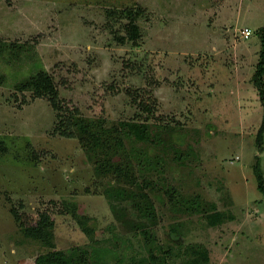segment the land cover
Returning a JSON list of instances; mask_svg holds the SVG:
<instances>
[{"label":"rangeland","instance_id":"1","mask_svg":"<svg viewBox=\"0 0 264 264\" xmlns=\"http://www.w3.org/2000/svg\"><path fill=\"white\" fill-rule=\"evenodd\" d=\"M130 21L137 45L125 39ZM263 26L264 0H0V264L50 250L34 237L41 213L54 248L85 249L91 264H186L196 245L206 264H264L253 174L259 156L264 176ZM40 69L57 110L17 87ZM145 120L147 142L121 125ZM67 122L76 137L60 135ZM144 181L148 235L129 202L116 203L119 219L106 194Z\"/></svg>","mask_w":264,"mask_h":264},{"label":"trees","instance_id":"2","mask_svg":"<svg viewBox=\"0 0 264 264\" xmlns=\"http://www.w3.org/2000/svg\"><path fill=\"white\" fill-rule=\"evenodd\" d=\"M131 11H128L130 15ZM261 31V46L262 51L260 53V61L256 66V71L254 73V82L258 91V96L264 111V26L260 28ZM139 38V32L137 26L130 21L126 27V40L131 41L134 45H137V39ZM20 90H33L34 95L37 97H48L50 104L54 110L58 109V91L55 87L52 77L43 69H40L36 74L30 76L22 82L18 83L17 86ZM138 105L142 111L151 114L152 109L149 103L139 101ZM146 114V115H148ZM147 117V116H146ZM67 125H71L73 129L63 128L60 130V135L68 138L76 137V132L74 126L71 122H67ZM121 125L127 130V132L133 136L134 139L140 142H147L151 138V126L148 122L142 121H124ZM70 127V126H69ZM263 135H264V115L260 124V127L256 134L255 144L258 153H262L263 146ZM86 140L87 138H83ZM6 146L0 139V152H4ZM114 172V171H113ZM124 174H127L125 172ZM253 174L256 180V189L264 198V176L261 170L260 157H255V164L253 166ZM138 191H129L122 187L110 186L106 190L108 196L109 206L111 211H113L117 217V206L116 203L119 202H129L131 209L134 211L137 222L132 223L135 228L139 229L140 232L148 235L150 228L149 225H155V212H153V201L146 189H149V182H145ZM119 219H123L120 216ZM124 221V220H123ZM220 217H211L210 225L215 226L219 223ZM148 223V225H147ZM54 227V221L51 220L46 213H41L40 218L37 221V226L35 227L34 237L41 241L42 244L50 248L49 251L43 254H39L35 260L34 264H91L90 253L78 247L70 248L67 251L57 250L54 248V243L51 240L52 229ZM84 231H88L85 228ZM189 255L190 259L186 264H206L208 262V252L206 248L201 245L191 246Z\"/></svg>","mask_w":264,"mask_h":264},{"label":"built area","instance_id":"3","mask_svg":"<svg viewBox=\"0 0 264 264\" xmlns=\"http://www.w3.org/2000/svg\"><path fill=\"white\" fill-rule=\"evenodd\" d=\"M241 35H242L243 39L247 40L251 36V31L248 28H244L241 31Z\"/></svg>","mask_w":264,"mask_h":264}]
</instances>
